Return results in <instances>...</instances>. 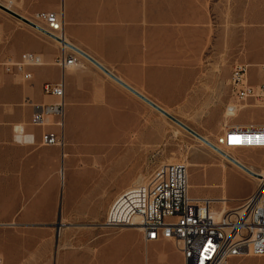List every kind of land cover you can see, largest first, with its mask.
<instances>
[{"label": "rangeland", "instance_id": "rangeland-1", "mask_svg": "<svg viewBox=\"0 0 264 264\" xmlns=\"http://www.w3.org/2000/svg\"><path fill=\"white\" fill-rule=\"evenodd\" d=\"M244 11V0H168L159 5L158 12L159 18L167 16L183 20L171 25L177 29L174 37L166 39L167 30L159 28L156 51L152 49L155 56L149 55V41H142L146 55L142 56L141 66L147 69L148 75L157 69L158 78L150 80L143 77L141 90L171 115L211 140L221 131L225 120L233 67L238 63L248 64ZM204 12L209 19L206 25L198 21L186 23L190 16H200ZM0 15L17 21L1 9ZM161 25L165 28L170 24ZM198 28L207 29L206 42L201 40L203 34ZM5 45L6 40L0 44L2 56L9 54ZM58 46L59 54L61 46ZM76 56L83 59V55ZM155 59L157 63H154ZM220 65L222 70L216 71ZM248 74L251 84L264 82L262 68L258 74L250 66ZM169 75L175 78L170 80L167 78ZM125 93L130 94L127 90ZM133 97L135 100L131 102L128 97L118 94L106 103L86 105L94 108L89 114L94 117L83 120L82 126L109 130L110 133L77 136L75 143L118 146L115 151L111 148L108 152L112 156L108 161L110 167L120 159L126 174L135 172V176L142 178H148L161 163L193 162L196 166H188L190 193L211 197L225 193L232 199L230 205L250 189L257 188V175L226 161L205 146L200 138L145 101ZM247 103L249 106L231 121L264 124V107L253 101ZM234 154L254 172L264 169L263 148L235 150ZM77 168L78 164H72L68 168L71 173L68 176L61 173L55 184L48 182L52 179L49 176L43 177L47 182L38 183L39 172L48 174L50 169L37 159L29 161L24 175L19 174L14 159L0 161V264H69L78 256L102 254L107 241L103 234L105 230L99 226L93 228L99 224L97 217L76 213L93 204L94 208L104 205L107 212L114 198L108 200L103 196L114 184L101 179L95 184H81L74 176ZM116 170L111 169V173L117 176ZM86 187L88 192L92 189L99 191L94 199L85 198L90 195L86 194ZM137 232L129 230L120 237L128 243L138 236ZM230 264H264V257H238Z\"/></svg>", "mask_w": 264, "mask_h": 264}, {"label": "crops", "instance_id": "crops-1", "mask_svg": "<svg viewBox=\"0 0 264 264\" xmlns=\"http://www.w3.org/2000/svg\"><path fill=\"white\" fill-rule=\"evenodd\" d=\"M167 1L0 0V3L22 16L37 11L61 10L65 19L64 32L67 41L89 54L118 78L148 97L141 90L143 77L154 80L158 78V73L155 69L153 73L151 70L148 75L147 69L142 68V56L146 55V51L143 53L142 50V41H149V55L155 56L159 28L167 30L166 39H172L174 30L177 29L171 25L175 22H183L182 19L173 17L159 18V5ZM241 3L242 1L239 4ZM244 7L246 59L249 67L253 66L260 74L264 64V0H244ZM0 18L6 40L5 48L9 53L7 56L19 59L24 52L31 51L40 54L45 61L44 65L29 68L32 74L29 80H21L18 76L4 72L0 67V161L14 159L19 174L24 175L29 161L37 159L39 163H43L45 168L50 169L48 174L39 172L37 182H47V179L43 177L49 176L52 179L48 182L53 184L59 180L61 173L68 176L71 173L68 168L76 163L78 168L74 171V176L79 183L92 182L95 184L100 179L109 184L112 182L114 186L109 188L107 195L103 197L108 200L115 198L118 193L127 188L128 184H133L139 176H135V172L126 174L125 166L123 163L120 164V159L110 167L108 161L112 156L108 152L111 148L115 151L114 148L118 146L76 144L75 138L86 134L103 136L110 133L109 130L87 129L82 126L83 120L94 117L89 115L94 108H88L86 105L106 103L111 100V97H118V94L134 102L133 96L136 95L80 54L83 57L79 60L80 64L64 72L66 100L64 152L66 155L62 156L60 147L40 145V135L43 130H58L53 125L45 128L34 127L30 124V120L35 105L52 103L56 100L54 96L44 93L43 85L57 83L62 79V70L53 63V59L59 52V44L18 20L5 19L1 15ZM208 20L204 12L200 16H190L186 23L198 21L206 25ZM160 23L170 25L164 28ZM198 30H201L203 34L201 40L206 42L204 36L207 29L198 28ZM152 49L155 51L152 52ZM154 63H157L156 59ZM217 68L216 71L222 70L221 65ZM167 78L173 80L175 77L169 75ZM172 87H182V85H172ZM125 90L131 95H127ZM53 120L50 119V121ZM18 124L22 125L27 132L35 135L34 144H21L14 140L13 127ZM111 169H117V176L111 173ZM253 190L252 188L236 198V203L233 205L249 196ZM85 192L90 194L85 196L89 200L94 199L99 193L97 189L88 192L87 187ZM39 193H41L40 190ZM41 199L42 196L39 194V203ZM93 206L76 214L96 216L99 224L93 228L99 226L105 230L103 234L106 235L104 237L107 245L104 246L100 256H78L74 259L75 261H69V264H185L183 254L174 241L145 240L141 231L130 227L116 231L117 228L105 225L108 211L106 212L104 205L100 208ZM129 230L138 231V236L126 243L120 235Z\"/></svg>", "mask_w": 264, "mask_h": 264}, {"label": "built area", "instance_id": "built-area-1", "mask_svg": "<svg viewBox=\"0 0 264 264\" xmlns=\"http://www.w3.org/2000/svg\"><path fill=\"white\" fill-rule=\"evenodd\" d=\"M23 17L50 36L16 19L63 44L65 19L61 10L37 11ZM4 40L0 24V44ZM73 52L61 45L53 63L62 70V79L43 85L44 93L54 96L56 101L35 105L30 120L34 127L53 125L58 128L57 131L43 130L39 144L60 147L63 156L66 155L64 72L80 64ZM44 64L43 57L36 52H24L19 59L0 55V67L4 72L21 80L32 78L29 68ZM248 67L245 63L234 65L229 83L231 96L224 110L226 122L214 142L207 140L219 150L264 149V143L260 142L264 138V124L247 126L231 121L245 109V105H249L248 101L264 107V82L251 84ZM262 69L264 72V64ZM13 131L17 143H35V135L22 125H15ZM190 189L187 164L161 163L145 181L128 186L117 194L108 209L105 225L138 228L145 240H172L182 252L185 264H230L238 257H264V182L233 206L229 204L232 199L227 195H192ZM235 235H242V242H235Z\"/></svg>", "mask_w": 264, "mask_h": 264}, {"label": "water", "instance_id": "water-1", "mask_svg": "<svg viewBox=\"0 0 264 264\" xmlns=\"http://www.w3.org/2000/svg\"><path fill=\"white\" fill-rule=\"evenodd\" d=\"M0 9L11 14L12 16H14L17 19H20L24 22H26L27 24L31 25L32 27L38 29L39 31L47 34L50 36V34L43 30L42 28L34 25L33 23L29 22L27 19H25L22 15L16 13L15 11H13L12 9L6 7L5 5L0 3ZM56 38V37H54ZM61 41V40H60ZM64 45L72 48L73 50L79 52L80 54H82L83 56H85L86 58H88L90 61H92L95 65H97L102 71H104L107 75H109L112 79H114L116 82H118L119 84H121L122 86H124L126 89H128L129 91H131L132 93H134L136 96H138L140 99H142L143 101H145L146 103H148L149 105H151L153 108L157 109L159 112L163 113L164 115H166L168 118H170L171 120H173L174 122H176L177 124H179L180 126H182L183 128H185L186 130H188L189 132H191L192 134H194L196 137L200 138L201 140H203L205 143L211 145L205 138L202 137V135H200L199 133H197L196 131H194L193 129H191L189 126H187L186 124H184L182 121H180L177 117L171 115L169 112H167L164 108H162L160 105H158L157 103H155L154 101H152L151 99H149L148 97H146L145 95H143L142 93L138 92L137 90H135L133 87H131L130 85H128L127 83H125L123 80H121L120 78H118L116 75H114L112 72H110L108 69H106L102 64H100L98 61H96L93 57H91L89 54H87L86 52H84L83 50L79 49L78 47L74 46L71 43H68L66 41H62ZM213 148H215L213 145H211ZM217 149V148H216ZM228 158L235 163L237 166H239L240 168H242L244 171H246L249 174L252 175H257L255 172H253L252 170H250L247 166H245L244 164L238 162L237 160H235L234 158L228 156Z\"/></svg>", "mask_w": 264, "mask_h": 264}, {"label": "bare ground", "instance_id": "bare-ground-1", "mask_svg": "<svg viewBox=\"0 0 264 264\" xmlns=\"http://www.w3.org/2000/svg\"><path fill=\"white\" fill-rule=\"evenodd\" d=\"M62 39H63V41H66V42H68L67 41V37H66V35H65V32H64V34L62 35ZM53 40V39H52ZM55 41V40H54ZM58 43V42H57ZM69 43V42H68ZM60 46L62 45L63 46V48H65L66 50H69V51H74L77 55H80V53L79 52H77V51H75V50H73L72 48H70V47H66L65 45H63L62 43L60 44V43H58ZM248 66H249V64H248ZM248 78H249V74H248ZM260 104V103H259ZM247 106H249V105H245L244 107L246 108ZM238 116V115H237ZM224 122H226V119L224 120ZM242 124V123H241ZM244 125H247V126H249V125H254V124H244ZM203 138H205L206 140H208V141H211V142H214V139L213 140H211L208 136H205V135H203L202 136ZM203 141V140H202ZM205 146H207L206 144H205V142L203 141L202 142ZM208 147V146H207ZM208 148H210V149H212L214 152L216 151V153L217 154H219L221 157H223L226 161H230L232 164H234L235 166H237L235 163H233L229 158H228V156H230V157H232V158H234L235 160H237L238 162H240V163H242V164H244L245 166H247L241 159H239L238 157H236L235 156V154H234V151L235 150H230V149H224V150H217V149H215V148H213V147H208ZM222 152V153H221ZM167 163H172V162H167ZM187 166H189V167H191V166H196V164L195 163H193V162H189V161H187ZM237 167H239V166H237ZM250 170H252L253 172H254V170L251 168V167H249V166H247ZM240 168V167H239ZM242 169V168H241ZM243 170V169H242ZM256 174H257V180H259V183H261V182H264V169H262V170H260V171H257V172H255ZM146 178L147 177H138L136 180H135V182L133 183V184H131L130 186H132V185H135V184H137V183H140V182H143V181H145L146 180ZM255 179V180H256ZM221 196L222 197H225L226 195H224V194H221ZM126 227H123V228H120V229H125ZM134 229H137V230H139L138 228H134ZM140 231V230H139ZM235 242H242V235H235Z\"/></svg>", "mask_w": 264, "mask_h": 264}, {"label": "snow or ice", "instance_id": "snow-or-ice-1", "mask_svg": "<svg viewBox=\"0 0 264 264\" xmlns=\"http://www.w3.org/2000/svg\"><path fill=\"white\" fill-rule=\"evenodd\" d=\"M236 142H239V141H236ZM260 142L264 143V138H261Z\"/></svg>", "mask_w": 264, "mask_h": 264}]
</instances>
